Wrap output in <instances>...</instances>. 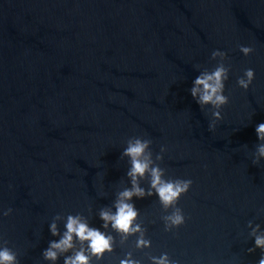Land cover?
Listing matches in <instances>:
<instances>
[{
	"label": "water",
	"instance_id": "95a60500",
	"mask_svg": "<svg viewBox=\"0 0 264 264\" xmlns=\"http://www.w3.org/2000/svg\"><path fill=\"white\" fill-rule=\"evenodd\" d=\"M239 45L255 51L245 57ZM217 49L231 64L229 104L209 132L210 115L188 89L194 66L214 67ZM246 68L256 73L247 92L236 85ZM261 122L260 0H0V207L13 209L0 234L21 264H46L40 253L57 214L88 215L90 206L99 226L96 213L124 181L119 157L132 136L151 138L154 153L167 148L168 176L193 180L179 201L188 220L173 233L155 197L135 201L152 248L134 254L255 264L246 225L264 224V166L251 162Z\"/></svg>",
	"mask_w": 264,
	"mask_h": 264
},
{
	"label": "clouds",
	"instance_id": "9594fccd",
	"mask_svg": "<svg viewBox=\"0 0 264 264\" xmlns=\"http://www.w3.org/2000/svg\"><path fill=\"white\" fill-rule=\"evenodd\" d=\"M260 2L264 3V0ZM238 47L245 57L255 51L250 45ZM210 60L215 62L211 69L200 64L194 66L199 74L192 80L188 91L201 111L210 115L208 131L215 132L218 122L224 119L223 109L229 104L226 82L230 78L231 64L228 52L219 49L212 51ZM255 78V70L246 68L237 77L236 85L247 92ZM255 133L258 142L251 153V162L254 166H264V122L256 124ZM152 145L153 140L147 136H132L126 140L119 157L127 162L124 181L115 191L111 203L100 207L96 213L99 226L90 222L93 212L90 206L88 215L77 212L66 216L57 214L52 218L48 232L53 239L40 253L46 264H60L61 260L63 264H103L105 257L112 255L117 247L128 246L130 238L134 239L129 250L116 257L115 264H181L167 251L159 255L147 252L144 257L134 254L152 248V241L147 236L148 228L140 219L136 200L156 198L163 213L160 221L166 233L180 229L188 220L179 201L190 191L193 180L168 176L166 168L161 167L167 148L161 146L159 152L154 153ZM12 187L10 184L9 188ZM100 195L104 196L103 190ZM12 213V208L0 207V221ZM259 214H264V209ZM246 227L248 239L253 241L252 247L246 251L251 255L259 250L255 264H264V224L249 220ZM0 264H21L20 253L10 246V241L3 234H0Z\"/></svg>",
	"mask_w": 264,
	"mask_h": 264
}]
</instances>
